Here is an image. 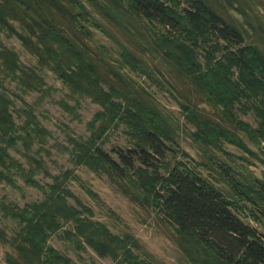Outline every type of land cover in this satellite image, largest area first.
<instances>
[{
  "label": "trees",
  "instance_id": "16d2710c",
  "mask_svg": "<svg viewBox=\"0 0 264 264\" xmlns=\"http://www.w3.org/2000/svg\"><path fill=\"white\" fill-rule=\"evenodd\" d=\"M258 1L264 6V0ZM221 6L220 0H0V34L19 38L37 59L25 65L0 36V183L19 188L16 178L21 177L44 194L24 207L0 198L6 264H79L50 245L52 235L76 252L90 247L115 264H152L132 235L114 234L93 220L91 208L70 203L69 183L79 179L76 174L60 173L48 186L35 179L47 167L33 148L44 144L50 132L34 106L15 107L7 80L13 78L25 91H45L41 73L47 69L71 96L100 106L97 120L103 126L127 129L130 145L115 148L116 158L92 139L70 138L81 148L76 159L104 172L132 202L155 210L190 264H264V234L234 211L243 202L264 214V177L251 179L213 154L228 142L264 166V149L256 155L246 144H264V48L248 44ZM94 30L120 44L119 59L94 46ZM126 69L182 98L181 109L196 128L195 142L213 154V165L231 193L178 160L179 151L167 142L166 118ZM239 113L252 114L257 126ZM251 214L259 218L254 210ZM2 218L16 224L12 233ZM135 250L144 252L142 258Z\"/></svg>",
  "mask_w": 264,
  "mask_h": 264
},
{
  "label": "rangeland",
  "instance_id": "374dc122",
  "mask_svg": "<svg viewBox=\"0 0 264 264\" xmlns=\"http://www.w3.org/2000/svg\"><path fill=\"white\" fill-rule=\"evenodd\" d=\"M220 3L229 19L243 32L246 42L263 49L264 6L258 0H220ZM94 31V46L108 52L112 59H119L120 44L103 32ZM0 36L6 47L19 53L22 63L27 66L36 64V57L23 47L19 38L8 34H0ZM125 71L152 94L156 106L168 122L167 134L171 139L167 142L168 145L179 151L178 160L199 169L203 177L226 193L231 191L230 186L225 182L223 173H219L218 167L213 165L215 160L212 159L213 154L218 160L231 165L235 170L244 171L245 173L242 174L251 179L264 177V173H262L264 166L261 165L260 160L258 161L237 145L224 142L222 150L217 149L213 154L210 152L205 154L204 148L194 140L195 126L188 121L181 109L179 101H182V98H179L178 95L173 96L167 90L159 89L142 75L128 69ZM41 75L46 86L44 87L45 91L39 92L25 91L13 78L7 80V87L15 102V107H25L23 102L34 106L37 119L50 132L44 144H37L33 148L34 156L43 161L47 167V172L40 170L35 176L38 183L41 186H48L53 183L52 177L58 176L60 173L76 174L79 179L69 183L74 196L69 199L72 205L78 206L77 202L79 201L91 208L93 220L106 224L114 234L128 233L132 235L142 246L143 251L148 253L149 257L145 258H149V260L151 258L152 264H190L175 246L168 229L156 215L155 210L147 208L146 203L141 205L132 202L104 172L95 171L76 159V155L81 154V148L72 143L70 138L76 139L78 142L92 139L116 158L115 148H126L130 145L126 127L123 125L103 126L102 122L97 120L100 106L90 98L71 96L64 83L51 70L47 69ZM239 115L254 127L257 126L256 119L252 114L239 113ZM246 142L248 148L256 155H260V151L264 149V144L258 148L250 140ZM10 153L29 169L26 159L20 153L15 149H11ZM232 174L240 177L238 173ZM16 182L19 188H12L6 183H0V198L7 197L10 202L16 203L20 207L44 198L39 187L26 185L21 177H17ZM131 183L132 188L137 190L134 183ZM138 193L140 192L138 191ZM235 202L237 203L236 200ZM239 205L241 208L234 211L247 224L264 234V214L259 212L258 207L243 202H239ZM251 210H254L259 218L255 219ZM0 215L2 216L1 212ZM2 219L3 226L9 233H12L16 224L9 219ZM50 245L69 255L79 264H115L111 258L100 257L90 247H87L85 252H76L69 242L61 240L57 235L51 236ZM135 252L142 258V253H144L142 250H135ZM4 259L5 248L0 244V264H6Z\"/></svg>",
  "mask_w": 264,
  "mask_h": 264
}]
</instances>
